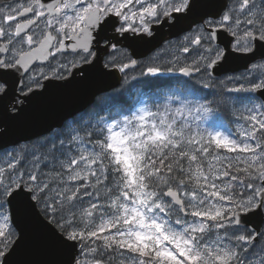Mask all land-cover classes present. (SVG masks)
Returning a JSON list of instances; mask_svg holds the SVG:
<instances>
[{
	"label": "snow or ice",
	"instance_id": "obj_1",
	"mask_svg": "<svg viewBox=\"0 0 264 264\" xmlns=\"http://www.w3.org/2000/svg\"><path fill=\"white\" fill-rule=\"evenodd\" d=\"M0 264H264V0H0Z\"/></svg>",
	"mask_w": 264,
	"mask_h": 264
},
{
	"label": "water",
	"instance_id": "obj_2",
	"mask_svg": "<svg viewBox=\"0 0 264 264\" xmlns=\"http://www.w3.org/2000/svg\"><path fill=\"white\" fill-rule=\"evenodd\" d=\"M140 54L142 56H145L146 57L149 54H151V52L148 49H143V50H141ZM117 75H119V73H117ZM112 82L114 83L115 81H112ZM79 106H80V103L79 102H73V104H72V107H79Z\"/></svg>",
	"mask_w": 264,
	"mask_h": 264
},
{
	"label": "flooded vegetation",
	"instance_id": "obj_3",
	"mask_svg": "<svg viewBox=\"0 0 264 264\" xmlns=\"http://www.w3.org/2000/svg\"><path fill=\"white\" fill-rule=\"evenodd\" d=\"M150 55H151V54H150ZM150 55H149V56H150Z\"/></svg>",
	"mask_w": 264,
	"mask_h": 264
}]
</instances>
